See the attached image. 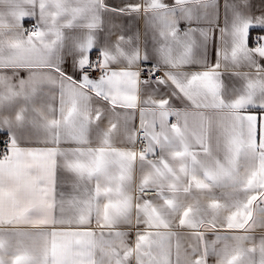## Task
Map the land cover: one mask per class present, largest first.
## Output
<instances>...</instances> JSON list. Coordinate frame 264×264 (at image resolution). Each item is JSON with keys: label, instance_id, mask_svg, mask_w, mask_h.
<instances>
[{"label": "snow or ice", "instance_id": "obj_1", "mask_svg": "<svg viewBox=\"0 0 264 264\" xmlns=\"http://www.w3.org/2000/svg\"><path fill=\"white\" fill-rule=\"evenodd\" d=\"M0 264H264V11L0 0Z\"/></svg>", "mask_w": 264, "mask_h": 264}, {"label": "crops", "instance_id": "obj_2", "mask_svg": "<svg viewBox=\"0 0 264 264\" xmlns=\"http://www.w3.org/2000/svg\"><path fill=\"white\" fill-rule=\"evenodd\" d=\"M219 2H220L221 15H223L224 0H219ZM262 4H264V0H252V12L254 14H258L259 12L264 11V8L261 7Z\"/></svg>", "mask_w": 264, "mask_h": 264}]
</instances>
